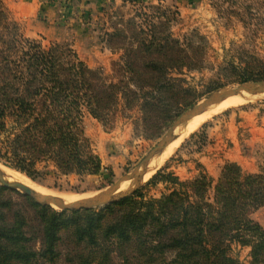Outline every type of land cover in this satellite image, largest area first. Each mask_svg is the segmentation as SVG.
I'll list each match as a JSON object with an SVG mask.
<instances>
[{"label": "trees", "instance_id": "1", "mask_svg": "<svg viewBox=\"0 0 264 264\" xmlns=\"http://www.w3.org/2000/svg\"><path fill=\"white\" fill-rule=\"evenodd\" d=\"M157 5L149 7L152 16L144 14L146 29L136 18L126 21L135 42L120 47L123 57L112 63L116 82H108L70 45L45 48L26 37L0 2V160L40 183L50 173L97 176L105 166L86 134L87 114L110 127L120 106L138 107L146 131L160 137L162 121L169 128L200 100L169 75L203 70L207 47L175 39L167 27L176 13ZM227 16L249 31L257 18L264 30L263 16H254L250 3ZM230 52L218 76L264 80L257 79L264 77L261 56L245 46ZM197 169L189 180L162 169L131 194L78 211L56 212L0 185V264H246L235 246L249 249L248 264H264V227L253 218L264 208V173L227 162L215 181L204 166ZM159 184L166 192L150 197L148 189Z\"/></svg>", "mask_w": 264, "mask_h": 264}, {"label": "rangeland", "instance_id": "2", "mask_svg": "<svg viewBox=\"0 0 264 264\" xmlns=\"http://www.w3.org/2000/svg\"><path fill=\"white\" fill-rule=\"evenodd\" d=\"M164 1L128 0V2L113 5L108 15L102 16L94 23V28L89 30L88 36L70 31L73 28L67 29L71 25L69 17L63 21L66 28H59L62 27L60 25L49 28L48 24H44L48 22L44 11L34 18H23L16 22L21 25L26 37L39 40L45 48L55 43L70 45L90 68L99 71L108 82H116L112 63L122 59L124 53L121 46L135 42L134 38L126 32V21L136 18L138 23L146 29L147 17L144 14L152 16L155 12L149 7L158 6L157 4L161 3L163 7H170L176 13V19L167 27L175 39L185 40L184 38L187 37L195 46L206 45L207 47L203 70H172L169 75L174 80H180V85L185 90L195 91L197 97L201 99L209 94L207 91L211 87L232 88L242 84L235 79L217 75L218 68L225 63L227 51L232 53L238 47L245 46L264 59V30L262 27L258 29L256 25L258 19L256 18L254 26L249 31L238 18L229 19L227 16L231 10H238L250 3L254 16L264 18V7L260 5V2L264 0H228L221 9L216 5V3L221 4L220 0H195L184 4L187 6L185 8ZM0 2L3 1L0 0ZM62 3L66 7L69 1H62ZM11 14L15 19V15L12 12ZM80 18L82 19V14ZM118 28L121 32L116 31ZM108 34L113 35L111 42L116 46L114 51L110 48ZM261 78L264 77H257V79ZM243 114H246L253 123L257 119L263 124L264 101L229 109L215 116L203 129L197 131L194 137H190L162 169L174 173L181 180H189L198 175L197 166L200 164L209 170L213 176L211 177L216 181L225 164L222 165L223 163L219 161L211 164L209 161H215L219 153L234 146L232 141L223 137L226 132L233 131L234 134L237 133L238 140L242 141L241 163L244 170L251 174L264 173V143H260L259 146L258 143L255 146L252 144L251 147L246 145L248 137L251 136L252 139L254 133L249 131V127H244L246 119ZM162 122L158 133L164 132V134L157 137L153 132L146 131L142 122V112L138 107L132 111H126L120 106L116 120L110 127L87 114L86 134L94 150L102 158L105 166L103 172L97 176H87L82 179L76 176L56 178L50 173L41 183L34 182L58 193L85 195L100 192L101 194L105 188L137 166L157 145L171 127V125L169 128L165 127L168 121ZM165 192L166 186L159 184L150 187L147 193L150 197L157 198ZM253 218L264 227V208L257 211ZM234 254L248 264L249 249L235 246Z\"/></svg>", "mask_w": 264, "mask_h": 264}, {"label": "crops", "instance_id": "3", "mask_svg": "<svg viewBox=\"0 0 264 264\" xmlns=\"http://www.w3.org/2000/svg\"><path fill=\"white\" fill-rule=\"evenodd\" d=\"M4 5L15 15L16 21H19L23 18L28 17H36L38 13L44 11L45 16L47 17V21L44 24H48L49 28H54L53 26L60 25L66 28L63 21L66 20L67 17L70 19V24L68 28H73L70 31L78 32V34H82L84 36L90 35L89 30L94 28V23L97 20L101 19L102 16L108 15L113 5L121 4L124 2H128V0H68L69 4L64 7L62 1L67 0H2ZM142 1V0H139ZM149 1V0H143ZM150 1H159L163 0H150ZM195 0H165L164 2H168L171 4H175L177 6H181V8L187 7V2H194ZM183 4V5H182ZM197 6V5H196ZM68 12V13H67ZM43 13V12H42ZM82 14V19L80 18ZM101 21V20H100ZM99 21V22H100ZM44 29L46 27H43ZM57 35V34H56ZM57 37V36H56ZM103 44V43H102ZM246 119V124L244 127H249L250 132L254 133V137L251 139V136L248 137L247 146L251 147L258 143H264V127L261 120H250L246 117V114H243ZM226 140L232 141L234 143L233 147H230L229 150L219 153V156L215 161H209L211 164L214 162H222L224 165L227 162L237 163L242 166L241 158L242 157V141H239L237 138V133L234 134L233 131H228L223 136ZM255 141V142H252ZM223 147V145H222ZM205 167V166H204ZM243 167V166H242ZM206 168V167H205ZM207 170V169H206ZM210 176L212 174L207 170ZM213 177V176H212Z\"/></svg>", "mask_w": 264, "mask_h": 264}, {"label": "bare ground", "instance_id": "4", "mask_svg": "<svg viewBox=\"0 0 264 264\" xmlns=\"http://www.w3.org/2000/svg\"><path fill=\"white\" fill-rule=\"evenodd\" d=\"M264 101V88L251 89L242 94L233 95L230 97L223 98L216 103L209 105L204 108L197 118L187 120L182 126H180L174 137L172 138L169 146L161 151L155 158H153L150 163L143 168L141 171L136 173L133 177L127 180L124 184L120 186L118 191L112 195L111 199H119L123 196L131 194L138 188L144 186L153 176H155L158 171H160L166 164L174 157V155L179 151L183 144L197 131L203 128L208 121H210L215 116L233 108H238L247 104H255ZM5 173L16 179L19 183L29 187L32 191L40 193L46 197L52 198L55 201L63 202H84L92 201L100 196L98 194H85V195H70L65 193H58L50 189H46L31 179L27 178L25 175L9 169ZM0 183L2 184V179L0 177Z\"/></svg>", "mask_w": 264, "mask_h": 264}, {"label": "water", "instance_id": "5", "mask_svg": "<svg viewBox=\"0 0 264 264\" xmlns=\"http://www.w3.org/2000/svg\"><path fill=\"white\" fill-rule=\"evenodd\" d=\"M264 88V80L257 81H249L240 84L237 87L227 88L223 87L218 90L213 91L206 97H203L199 101H197L192 107L186 109L182 112L175 122L168 129L166 134L160 139L157 145L149 152V154L134 168H132L127 174L121 177L117 182L108 186L103 190L100 196L92 201H84V202H63V201H55L52 198L46 197L40 193L32 191L29 187L19 183L16 179L8 176L5 171L9 170V168L2 160H0V177L2 179V185L7 186L22 195L29 196L33 198L38 204L51 208L56 212H64V211H78L83 209H97L104 207L105 205L113 202L116 199H111L110 197L114 195L120 186L124 184L127 180L133 177L136 173L145 168L150 161L155 158L161 151L167 148L174 137L177 129L184 124L187 120L197 118L201 111L208 107L209 105L218 102L219 100L230 97L233 95L242 94L251 89L256 88Z\"/></svg>", "mask_w": 264, "mask_h": 264}]
</instances>
